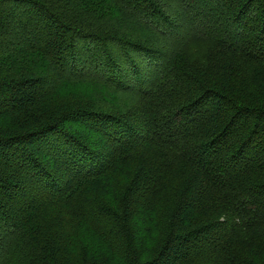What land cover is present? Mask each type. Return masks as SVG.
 Segmentation results:
<instances>
[{
	"label": "trees",
	"instance_id": "1",
	"mask_svg": "<svg viewBox=\"0 0 264 264\" xmlns=\"http://www.w3.org/2000/svg\"><path fill=\"white\" fill-rule=\"evenodd\" d=\"M0 264H264V0H0Z\"/></svg>",
	"mask_w": 264,
	"mask_h": 264
},
{
	"label": "rangeland",
	"instance_id": "2",
	"mask_svg": "<svg viewBox=\"0 0 264 264\" xmlns=\"http://www.w3.org/2000/svg\"><path fill=\"white\" fill-rule=\"evenodd\" d=\"M177 34L176 35L174 33L171 34L170 35V40H173L174 38H177ZM150 44L153 45V47H154L153 49H155V51H157V50H163V51H165V53L164 52L163 53L166 55L167 58H169V55L167 54V52L172 53L171 51L174 50L172 48V46H170V44H166L165 45L166 47L169 48V51L166 49V47L164 46V44H157V45H155L154 43H150Z\"/></svg>",
	"mask_w": 264,
	"mask_h": 264
}]
</instances>
